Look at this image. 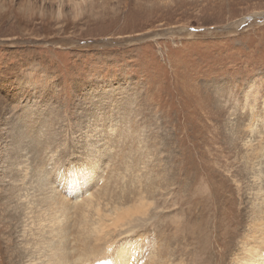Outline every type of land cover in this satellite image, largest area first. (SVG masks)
Here are the masks:
<instances>
[{"label":"rangeland","instance_id":"374dc122","mask_svg":"<svg viewBox=\"0 0 264 264\" xmlns=\"http://www.w3.org/2000/svg\"><path fill=\"white\" fill-rule=\"evenodd\" d=\"M53 1L0 0V264H22L13 209L3 198L18 163L25 159L32 177L39 157L53 156L40 166L60 171L53 181L61 182L74 204L73 183L97 173L88 163L102 159L106 141L117 153L105 158L115 165L103 177L114 175L124 189L136 182L139 187L147 172L151 179L170 173L172 203L185 193V175L206 173L202 181L214 186L200 165L206 160V170L224 180L236 203L232 211L246 225L252 172L259 169H246L245 143L250 129L264 126V0H89L77 15L66 4L63 16ZM191 180L190 194L204 198L208 188ZM33 182L41 187L39 179ZM135 201V195L120 200L119 193L110 203L126 207ZM180 212L168 204L158 216L183 217ZM188 220L190 229L199 226L202 233L188 245L191 255L180 258L218 264L231 231L226 234L216 221L207 228L205 221ZM148 229V235L164 231ZM241 241L235 237L225 264ZM90 259L92 264L96 256Z\"/></svg>","mask_w":264,"mask_h":264},{"label":"bare ground","instance_id":"6f19581e","mask_svg":"<svg viewBox=\"0 0 264 264\" xmlns=\"http://www.w3.org/2000/svg\"><path fill=\"white\" fill-rule=\"evenodd\" d=\"M49 1L51 2V0ZM54 1H57L58 16H63L66 4L77 15L89 0ZM154 37L156 36H152L151 39ZM52 42L57 45L61 44L56 41ZM45 121L48 122L46 119ZM122 140L124 141V139ZM116 141L118 142V140ZM245 145L246 169L253 171L259 169L252 172L254 176H251L254 191L249 198L252 209L251 219L246 225L243 221L238 222L233 213L234 210L232 211L235 202L228 196L227 191L229 190L223 183L224 180H215L212 177L213 173L206 170L209 168V164L205 158L204 164L201 163L200 165L210 178L208 182L216 188L208 186L202 181L206 173H202L200 176L185 175L180 180V183L184 179L188 180V186H180L185 190V193L179 195L178 203H172L171 186L174 178L170 173L158 172L151 179L147 172L140 176L139 187L136 182L124 189L119 186L114 175L108 178L103 177L113 172L115 165L112 162L113 165L111 166V161L107 160L109 158L108 153L111 151L109 153L111 157L113 150L110 147L112 145L108 146V141H106L105 148H103L104 151H107L103 153L102 159L90 160L88 163L89 169L97 173H86L82 175L80 180L73 183L74 188L77 189L74 204H71L68 196L65 195L66 192L61 182L53 181V176L60 171L49 167L43 170V167L40 166L47 163L53 156L52 158L39 157L40 162L35 166L36 172L32 177V166L25 159H20L22 162H19L18 165L16 163V173L13 175L12 181L8 183L10 188L3 191L5 195L3 198L9 200V207L13 209L10 216H15L16 222L13 224L12 234L22 250L20 251L22 264H89L92 255L96 256V260L92 264H186L180 256L191 255L187 247L192 244L197 232L202 233L199 226L189 228L188 219L191 216L199 221H205L207 228H210L211 223L216 221L219 227L225 229L226 234L231 231L232 238L229 237L231 240L227 243L222 242L224 251L218 253L222 257L218 264H225L224 253L231 251L235 237L241 238V236L242 241L237 248L238 250L231 255V264H264L263 125L250 129V137ZM48 147H51V144ZM24 149L27 150V148ZM106 157L108 158L105 159ZM7 158L9 159V157ZM126 159L127 157L121 158L123 162L127 163ZM138 161L146 165L148 160L145 156H140ZM144 168L147 169L148 166L146 165ZM189 177L199 187L208 188L209 192L204 198L190 194L188 191ZM36 179H39L41 189L33 182ZM56 183L58 185H55ZM30 187L37 189L34 194L26 191H30ZM119 193L120 200H126L135 195V203L132 205L126 203V207L118 205L117 202L110 203L118 198ZM256 201L258 203L254 204ZM197 202L203 203L202 208L198 209L195 206ZM168 204L175 207L179 206L183 217L177 213H174L171 219L167 220L168 215L166 218L158 216L166 211ZM91 211L95 213V219L91 217ZM49 212L51 218L48 220L46 217ZM150 226L155 232L160 228L164 231L161 234L148 235L146 231L149 230L148 227ZM108 254H112L113 257L108 256Z\"/></svg>","mask_w":264,"mask_h":264}]
</instances>
